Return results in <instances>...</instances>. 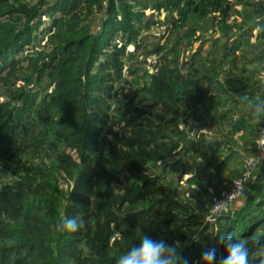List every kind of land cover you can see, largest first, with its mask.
I'll return each instance as SVG.
<instances>
[{
  "label": "trees",
  "instance_id": "1",
  "mask_svg": "<svg viewBox=\"0 0 264 264\" xmlns=\"http://www.w3.org/2000/svg\"><path fill=\"white\" fill-rule=\"evenodd\" d=\"M259 4L0 0V264H115L143 232L176 242L189 264H199L204 248L223 255L218 240L228 233L250 241L256 253L250 259L264 254L251 243L264 242V159L252 167L240 195L214 213L211 198L223 189L209 188L225 168V159L218 160L221 141L193 147L181 174L170 162L187 155V131L200 113L216 112L227 101V111L240 114L227 147L233 150L231 136L240 134L242 154L255 155L264 119L258 126L249 121L248 105L233 95L255 101L264 97L263 84L254 74L228 71L224 96L220 71L208 68L201 53L206 39L196 35L198 27L174 29L189 14L217 13L220 36L250 37L257 29L261 40L264 2ZM97 13L102 16L95 24ZM232 13L244 20L241 33L236 19L228 21ZM156 22L174 39L143 41V31ZM184 38L187 45L200 41L188 56L182 55ZM152 55L156 59L147 63ZM253 60H264V47ZM123 88L129 93L119 97ZM227 111L217 119L224 122ZM209 120L215 123L213 114ZM239 171L228 169L229 184ZM184 174L189 176L182 181ZM81 215L79 231L57 230L65 217Z\"/></svg>",
  "mask_w": 264,
  "mask_h": 264
},
{
  "label": "rangeland",
  "instance_id": "2",
  "mask_svg": "<svg viewBox=\"0 0 264 264\" xmlns=\"http://www.w3.org/2000/svg\"><path fill=\"white\" fill-rule=\"evenodd\" d=\"M36 0H30L31 3L35 2ZM52 1V0H49ZM254 2V6H259V2L264 0H252ZM240 8V6H237ZM233 7L230 4V11ZM150 11H146L148 14ZM102 14L97 13L94 15V23L98 24L100 21ZM164 16L163 13L159 15L162 19ZM233 19L237 20V26L240 25L238 31L244 28V20L241 16L232 13L229 22ZM264 19V17H262ZM218 20L219 16L217 13H208L205 16H200L197 14H189L187 19H183L181 25L174 29V31L178 30L179 32L184 31L186 27L189 25H194L198 27L196 31V35L200 37V39H206V41L202 44L201 53L206 55L209 60L206 61V65L208 68L211 66H216V68L220 71L219 79L222 82V91H225L223 94L224 96L228 95V90L226 89V79L228 78V71L232 73V75H240L243 73L254 74V76L261 81L264 87V60L258 64L256 61L253 60L254 55L259 51L261 47H264V39L258 40L256 37L257 29L253 30V34L250 37H247L245 33L244 36L239 38L238 35L233 36V39H226L223 36H220V32L218 30ZM173 31V32H174ZM143 41L147 43L159 42L161 44H165L168 41L174 39L172 36L171 30H165V25L157 24V22L152 26L149 30L143 31ZM239 39V40H236ZM188 40L184 38L181 42L182 48V55L188 56L192 51H194L197 46L199 45V40L192 41L190 45H187ZM44 40L40 42L43 44ZM238 44V46H237ZM150 45V44H149ZM148 45V46H149ZM129 50L133 49V46L130 45L128 47ZM157 56L152 55L147 57V63H151L156 59ZM142 56H139V59H142ZM142 63H137V65H141ZM142 70H139L138 73L134 75V78L137 79V74L141 75ZM133 77L132 75H130ZM140 82V81H139ZM129 93L128 88H123L122 92H119V97H123V93ZM230 108V105L227 102L223 106H220L216 112L207 109L209 111L203 110L200 113L199 120L192 124V130L187 131V139L186 144L189 147V150L186 153H182L180 158L178 155L173 157L170 162L175 164L176 174H181V170L183 169L182 163L184 160H191L192 153L191 149L197 148L198 146L203 145L204 148H209V145L214 146L217 140H220L222 143V153L221 156L218 157V160L225 159V168L220 177H218V181L214 183V180L210 182V190L213 192L214 188L219 190L226 189L228 186V181L226 180L228 169H239L241 162L240 158L242 152L244 150L242 145V139L240 134H233L231 137L234 139V142L231 143V147L233 150L228 148V143L226 139L228 138V132L231 128L233 122L240 116V114L236 111L235 108H231V110L227 111ZM226 112V118L224 122H221L217 119V116L222 112ZM241 112H246V108L242 106ZM214 115V124L209 120L210 115ZM249 121L253 122L254 124L257 122L252 118H249ZM202 124L203 128L199 129L198 126ZM259 122L257 123L258 126ZM248 133V132H246ZM248 136V134H246ZM228 154H230L229 157ZM264 159V152L262 153ZM189 158V159H188ZM196 159H200V157H196ZM189 174H184L182 176V181L186 179ZM182 183L183 185V182ZM214 183V184H213ZM65 186V185H64ZM241 200L238 198V202Z\"/></svg>",
  "mask_w": 264,
  "mask_h": 264
},
{
  "label": "clouds",
  "instance_id": "3",
  "mask_svg": "<svg viewBox=\"0 0 264 264\" xmlns=\"http://www.w3.org/2000/svg\"><path fill=\"white\" fill-rule=\"evenodd\" d=\"M235 99L248 105L251 118L257 122L264 119V97L258 96L255 101L248 96L233 95ZM85 224L83 216L65 217L56 227L61 233H75ZM122 235V233H120ZM218 243L223 248V255L217 256L215 247L204 248L201 252L199 264H264V254L258 259L255 256L250 241L245 237H234L224 234L219 237ZM257 250H264V242H251ZM115 264H189V260L181 252L177 243H167L164 239H154L143 232L137 243L132 244L127 251L121 253Z\"/></svg>",
  "mask_w": 264,
  "mask_h": 264
},
{
  "label": "built area",
  "instance_id": "4",
  "mask_svg": "<svg viewBox=\"0 0 264 264\" xmlns=\"http://www.w3.org/2000/svg\"><path fill=\"white\" fill-rule=\"evenodd\" d=\"M254 147L255 155H241L240 171L237 176L231 178L229 187L222 192L220 197L213 196L211 198L212 213L225 208L240 195L250 177L252 167L262 159V153L264 152V122L259 126L258 135L254 140Z\"/></svg>",
  "mask_w": 264,
  "mask_h": 264
},
{
  "label": "crops",
  "instance_id": "5",
  "mask_svg": "<svg viewBox=\"0 0 264 264\" xmlns=\"http://www.w3.org/2000/svg\"><path fill=\"white\" fill-rule=\"evenodd\" d=\"M228 187V186H227ZM227 189V188H226ZM225 190V189H224ZM224 190H222V191H224Z\"/></svg>",
  "mask_w": 264,
  "mask_h": 264
}]
</instances>
